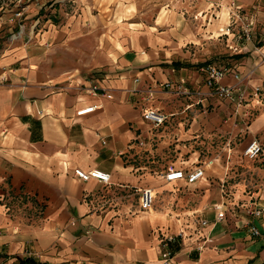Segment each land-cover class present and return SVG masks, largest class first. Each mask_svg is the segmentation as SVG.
I'll return each instance as SVG.
<instances>
[{
  "label": "crops",
  "instance_id": "1",
  "mask_svg": "<svg viewBox=\"0 0 264 264\" xmlns=\"http://www.w3.org/2000/svg\"><path fill=\"white\" fill-rule=\"evenodd\" d=\"M230 1L80 0L58 25L47 16L38 34L35 14L30 40L1 51L0 264H264V105L250 102L244 120L204 84V67L224 56L215 64L241 82H264V0H233L256 24L246 39L239 24L218 35ZM117 4L132 14L115 20ZM146 109L162 122L144 120ZM253 139L261 151L247 159ZM167 167L203 176L165 181ZM74 168L108 181L77 179ZM144 188L153 198L140 210Z\"/></svg>",
  "mask_w": 264,
  "mask_h": 264
},
{
  "label": "built area",
  "instance_id": "2",
  "mask_svg": "<svg viewBox=\"0 0 264 264\" xmlns=\"http://www.w3.org/2000/svg\"><path fill=\"white\" fill-rule=\"evenodd\" d=\"M24 9L25 8L23 6L19 7V4H13V6L8 7V4L6 3L5 0H0V12L2 11L6 13L8 15L9 21L13 22L19 19L23 15ZM210 16H213V18H217V15L213 13L210 14ZM226 20L227 22L225 23L224 26L217 28L218 35H226L230 32H233L232 28H234V26H237V24H239L238 25L239 34L241 33L245 39L248 38L252 33L251 31H252L253 19L250 18L249 16L247 17L244 14V12H242L236 6L233 0H231L226 7ZM19 27L20 30L18 34H20L21 31L23 30V25L19 24ZM261 61L264 64V56L262 57ZM203 72H204V84L208 88V92L206 93V96L214 95L219 98H227L229 100H232L233 105L236 108L240 107L243 109L240 116L244 120H247L249 117V110L247 109V106H249L250 102H256V104L264 105V82L248 86L245 83L241 82V78L238 72L228 66L218 67L208 64L204 67ZM228 74L234 80H236L237 83L233 85L222 84L221 79ZM162 86L166 89H171L173 92L176 93H182L186 95L191 94V92L185 90V88H181L179 85H176L171 82H165L162 84ZM97 90H98L97 85H91L89 86V88H87V91L90 93H96ZM148 95L150 96L151 92L148 93ZM192 95L199 96L200 93L199 91H196L194 93L192 92ZM95 107H96L95 105L84 106L75 110L74 114L76 116H81L91 112L92 110H94ZM37 113L40 114L41 111H38ZM141 116L144 120L149 121L153 126H157L164 119V116L156 112L154 109L143 110ZM260 151H261L260 144L255 139H253L244 145L241 153L244 157L248 159H252ZM72 173L77 179L87 180L88 178H93L102 183H106L109 177L106 172H103L96 168H91L86 171L81 170L79 168H74ZM202 176H203V171L201 167H195L185 173L180 169L167 167L162 174V178L165 181L183 180L187 184H191L195 182L196 180L202 178ZM152 198H153V194L148 188L141 189L138 200L139 209L140 210L147 209L151 203ZM212 208L215 210L214 213L215 219H222L224 217V208L221 207V205L214 204ZM250 213L257 216L260 214V209L259 208L250 209ZM205 223H206L205 219H198L197 221L198 226H203L205 225ZM248 230L253 235L257 234V230L253 226L249 227ZM178 236H181V232H179ZM171 241L174 242L175 238L167 237L163 240L164 243H168ZM164 254L166 258L171 257V252L169 250H167Z\"/></svg>",
  "mask_w": 264,
  "mask_h": 264
},
{
  "label": "rangeland",
  "instance_id": "3",
  "mask_svg": "<svg viewBox=\"0 0 264 264\" xmlns=\"http://www.w3.org/2000/svg\"><path fill=\"white\" fill-rule=\"evenodd\" d=\"M5 1L8 4V7L13 6V4H19V7L23 6L25 8L26 6L28 10L24 9L23 15L19 19L13 22L8 20L6 23H0V53L4 48L15 44L18 40H21V39H25L26 41L30 40V38L32 37L31 28L33 24L31 21H32V17L35 14H36L35 16L40 18V21H41L40 24L33 26V30L35 29L34 34H38L43 31L44 27L42 26V23H43V20L47 16H49V18L51 19L50 21L52 23H54L55 25H58L60 21V17L64 13L66 16L75 14V12L77 11L76 6L80 2V0H56L51 3V0H36V3L40 2V4L39 3L36 4V5H40V8L36 10V9H33V7L28 8L29 5H33L32 3L34 0H18V1L17 0H5ZM55 12L57 13L56 17L55 16L53 17V14L55 15ZM114 13H115V20H119L125 14L126 15L132 14V12H129L127 10V7H123L121 4L116 5V11ZM135 14L138 15L137 12H135ZM19 24L23 25V30L21 31L20 34H18L20 30ZM255 29H256V24H254V21H253L252 31L254 32ZM237 33H239V31H237ZM256 36L258 37L259 35H256ZM228 57L229 56H224V57L214 59L212 60L210 65L218 66L215 63L223 65L224 62L227 61ZM193 219L195 220V218Z\"/></svg>",
  "mask_w": 264,
  "mask_h": 264
},
{
  "label": "trees",
  "instance_id": "4",
  "mask_svg": "<svg viewBox=\"0 0 264 264\" xmlns=\"http://www.w3.org/2000/svg\"><path fill=\"white\" fill-rule=\"evenodd\" d=\"M29 261H30V260H24L23 263H27V262H29Z\"/></svg>",
  "mask_w": 264,
  "mask_h": 264
}]
</instances>
